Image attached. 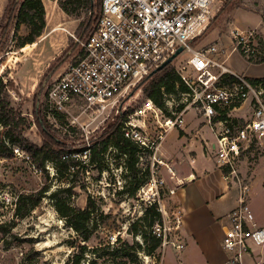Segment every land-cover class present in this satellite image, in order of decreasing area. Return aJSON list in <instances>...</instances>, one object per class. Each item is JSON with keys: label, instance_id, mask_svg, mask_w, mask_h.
<instances>
[{"label": "rangeland", "instance_id": "1", "mask_svg": "<svg viewBox=\"0 0 264 264\" xmlns=\"http://www.w3.org/2000/svg\"><path fill=\"white\" fill-rule=\"evenodd\" d=\"M19 4L22 0H18ZM44 8L45 27L36 40L22 48L16 46L20 38L27 35L28 29L20 23L14 28L15 21L9 29L5 39V47L0 50V64L5 66L3 79L6 81V91L14 107L19 108L23 116L32 122L26 136L36 145L42 144L38 127L34 123V109L37 110L44 100L46 87L60 71L62 62L73 56L79 50L77 41L84 40L79 33V24L83 21L85 11L81 10L80 17L72 18L65 15L58 6V0H41ZM227 0H222L215 17L205 31L193 43V48H207L213 44L219 47L227 46L231 50L230 32L238 28L242 31L255 30L256 38L260 40L264 49V0H229L224 13L220 14ZM233 3V4H232ZM8 0H0V23L6 13ZM4 23V22H3ZM4 39L2 43H4ZM190 57V53L182 51L172 62L176 69ZM225 65L250 79L264 78V62L249 61L240 52H233L227 57ZM49 67L52 70L48 73ZM59 69V70H57ZM140 84V83H139ZM131 89L127 95L111 111L106 119L102 118L93 123L87 116L80 118L87 130H94L89 138L81 130H76L75 136L68 133L67 121L59 120V124L52 126L62 140L65 135L70 138L83 137L85 143L100 133L105 125L118 113H125V121L135 125L145 126V135L153 147H140L137 154L133 175L136 178L131 187H136L134 196L127 194L129 182L126 157L119 155L116 148L110 145L104 154L101 168L88 166L70 167V173L60 177L57 169L46 164L43 170L33 166L25 152L18 148L13 151V157L0 160V264H65L72 256L79 253L81 246H85L83 259L80 264H224L228 262L229 254L217 251L211 256H203L199 250L193 248L178 249L181 244L178 220H181L176 195L184 186L185 179L179 178L164 155L165 149H174L175 136L179 130L164 133L160 142L157 137L161 132L157 122H163L171 116L166 107L159 108L142 93V88ZM41 90L39 105L38 92ZM172 100L179 112L184 105L179 103L182 96L179 92L172 94ZM151 101L153 111L145 117H138V111ZM159 111L158 112V109ZM176 112V111H175ZM77 112L73 113V115ZM243 115V114H242ZM233 118H240V114L232 113ZM183 129L191 143L204 147L202 140L207 143L215 141L208 122L195 109H188L184 114ZM192 124V127H191ZM1 130V127H0ZM141 131V129H140ZM197 133L196 138L193 135ZM83 141L69 140L68 145L81 147ZM159 142L163 149L158 151ZM190 142V141H189ZM208 148V147H207ZM211 150V148L209 147ZM203 153L205 155L204 149ZM85 152L81 156H73L82 164L87 162ZM179 158H181L179 156ZM207 162L213 164V156L206 149ZM200 157L196 159L195 167L199 165ZM215 161V159H214ZM184 167L190 165V160ZM237 176L230 181L237 180L249 186V205L256 221L264 220V150L252 148L244 152L236 164ZM71 175V176H70ZM73 176V177H72ZM127 176V177H126ZM236 183V182H235ZM232 189L237 185H232ZM71 189V193L61 194L64 189ZM238 188V186H237ZM45 190L39 204L31 208L32 198L38 192ZM124 191V194L120 193ZM54 193H58L52 197ZM25 199L20 210L16 206L19 197ZM88 198L94 203L92 222L90 223V238H82L71 229L61 217L58 201L78 209H84ZM58 200V201H56ZM161 214L160 221L152 227H146L150 221V213L146 210L153 205ZM150 212V211H149ZM17 214H24L23 217ZM182 221V220H181ZM180 221V222H181ZM132 226L137 228L132 232ZM160 230V235H158ZM152 237L161 240L160 247L148 252L152 246ZM125 248V256L110 258L107 254L113 248ZM219 249V248H218ZM221 253V250L219 249ZM219 254L217 257L215 255ZM247 258L243 264H262L264 262V247L251 246L244 254ZM262 261V262H261Z\"/></svg>", "mask_w": 264, "mask_h": 264}, {"label": "built area", "instance_id": "2", "mask_svg": "<svg viewBox=\"0 0 264 264\" xmlns=\"http://www.w3.org/2000/svg\"><path fill=\"white\" fill-rule=\"evenodd\" d=\"M221 5L222 0H101L95 30L77 41L78 52L62 62L48 86L44 98L46 120L56 126L63 117L67 129L81 130L89 138L94 130H87L90 124L81 123L83 115L92 123L106 119L131 89L183 47L190 57L176 69V75L187 89L180 93L179 103L184 107L177 112L172 94L162 89L171 116L156 121L161 129L157 139L161 142L168 131L182 130L184 114L189 108L195 109L214 134L217 167L226 177H236V164L244 152L255 147L264 150V78H247L225 63L233 52H240L249 61H261L264 49L255 30L238 28L231 31V50L217 44L193 48L192 42L205 31ZM4 69L0 64V80L6 84ZM150 105L148 100L137 116L155 113ZM232 113H239L240 118H233ZM122 131L140 147L148 148L150 143L151 149L154 145L143 135V124L128 120ZM84 152L87 159L88 152ZM235 182L238 205L225 218L221 241L222 249L229 254L227 264H241L251 246L264 247V226L256 223L249 205V186Z\"/></svg>", "mask_w": 264, "mask_h": 264}, {"label": "trees", "instance_id": "3", "mask_svg": "<svg viewBox=\"0 0 264 264\" xmlns=\"http://www.w3.org/2000/svg\"><path fill=\"white\" fill-rule=\"evenodd\" d=\"M6 13L0 23V50L5 47V39L9 33L10 26L15 21L14 28L18 27L20 23L26 25L28 32L24 38H20L16 46L22 48L27 44L33 43L38 38L45 27L44 20V8L41 0H22L19 4L18 0H8ZM228 1L222 7L220 14L224 13L228 6ZM233 4V3H232ZM58 6L61 11L68 17L78 18L80 17L81 10L85 11V17L79 24V33L83 39L87 38L94 30L101 13V0H58ZM4 22V23H3ZM201 36L197 37L200 38ZM196 38V39H197ZM4 39V43H2ZM195 39V40H196ZM195 40L192 42H195ZM264 62V59L261 60ZM52 70L49 67L48 73ZM49 86V85H48ZM48 86L45 89L44 97L47 93ZM142 88V93L146 98L150 99L159 108L163 107V91L166 94H176V92H186V87L180 82L177 77L172 63L168 64L162 70L150 74L137 86ZM163 89V91H162ZM125 113H118L111 121H109L104 129L98 133L92 140L85 143L83 137L77 136V138H70L65 135L61 140L59 138L56 129H54L44 116V100L39 105L37 110L34 109L33 116L35 118L34 123L38 127L42 138V144L36 145L27 136L26 131L30 129L32 122L25 118L19 108L13 106L11 99L6 91V84L0 80V160L10 159L13 157V151L15 148L25 152L29 157L31 163L38 170H43L46 164L53 165L60 177L65 173H70V167L84 165L82 169L85 171L88 166H95V168H101V164L104 161V154L110 145L116 148L119 155H124L127 162V174L128 178L132 176L129 182V187L136 178L133 175L135 171V164L138 162L137 154L141 152V149L133 143L130 139L126 138L123 134L122 127L125 119ZM63 117H59L60 119ZM68 133L71 136H75V128H68ZM83 141L82 146L75 148L74 145H68L69 140ZM84 151H87V162L82 164L77 158H73L75 155H81ZM71 176V175H70ZM126 176V177H127ZM73 177V176H72ZM137 191L136 187H131L127 190V194L134 196ZM45 190H42L30 196L33 200L31 208L36 207ZM71 193V189H64L59 194ZM124 194V191H120ZM58 193H54L52 197H55ZM25 198L19 197L16 201L18 211L20 210L21 203ZM58 201V200H56ZM60 207L58 211L65 223L73 229L83 241H87L90 238V223L92 222V211L94 209V203L91 198H88L84 209H78L74 206L67 205L63 201H58ZM150 211V212H149ZM146 213H150V221L146 227H152L154 223L160 221L161 214L157 209V205L153 204ZM23 217L24 214H17ZM132 232H136L137 228L132 226ZM161 245L159 238L152 237V246L148 249V252L157 250ZM85 246H81L79 253L72 256L70 262L65 264H80L83 259ZM127 249L125 248H113L108 252V256L112 259L125 256Z\"/></svg>", "mask_w": 264, "mask_h": 264}, {"label": "crops", "instance_id": "4", "mask_svg": "<svg viewBox=\"0 0 264 264\" xmlns=\"http://www.w3.org/2000/svg\"><path fill=\"white\" fill-rule=\"evenodd\" d=\"M196 136L197 133L193 135L195 138ZM175 137L174 149H165L164 155L178 177L185 179L184 186L176 195L179 211L182 214L179 226L181 249L189 247L198 249L206 257L211 256L217 249L218 253L222 255L224 251L221 245L223 226L227 215L238 205V188L236 186L234 190L232 189V185L236 184L226 177L214 161L213 145L215 141L209 144L202 140L204 155L202 147L192 144V138L187 135L184 129L179 130V134ZM161 148L163 149V146L160 143L158 151ZM206 149L213 156V164L207 162ZM198 156L201 161L195 167ZM188 160H190V165L184 167L183 164ZM256 223L259 226H264V220H258ZM246 258L244 255L241 264ZM258 263L259 261L256 262V264Z\"/></svg>", "mask_w": 264, "mask_h": 264}, {"label": "water", "instance_id": "5", "mask_svg": "<svg viewBox=\"0 0 264 264\" xmlns=\"http://www.w3.org/2000/svg\"><path fill=\"white\" fill-rule=\"evenodd\" d=\"M183 51V47H179L174 54H172L168 59H166L162 64H160L153 72L152 74L162 70L164 67H166L168 64L172 63L175 58ZM41 94V90L38 92V98H37V106L39 105V97ZM214 148V145H213Z\"/></svg>", "mask_w": 264, "mask_h": 264}, {"label": "bare ground", "instance_id": "6", "mask_svg": "<svg viewBox=\"0 0 264 264\" xmlns=\"http://www.w3.org/2000/svg\"><path fill=\"white\" fill-rule=\"evenodd\" d=\"M148 109H150V108H148Z\"/></svg>", "mask_w": 264, "mask_h": 264}]
</instances>
